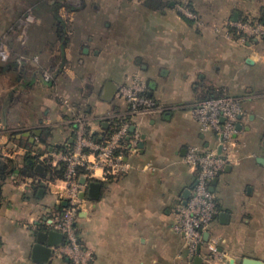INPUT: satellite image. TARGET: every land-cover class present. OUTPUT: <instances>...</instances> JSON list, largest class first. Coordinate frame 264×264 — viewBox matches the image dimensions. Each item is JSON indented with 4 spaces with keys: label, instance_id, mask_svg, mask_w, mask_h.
Segmentation results:
<instances>
[{
    "label": "crops",
    "instance_id": "0c3cea01",
    "mask_svg": "<svg viewBox=\"0 0 264 264\" xmlns=\"http://www.w3.org/2000/svg\"><path fill=\"white\" fill-rule=\"evenodd\" d=\"M86 1L35 2L36 14L15 20L16 61L0 60V264H70L56 252L61 243L46 263L32 259V246L61 208V154L72 148L80 118L98 140L129 124L116 149L128 170L89 180L83 191L76 228L90 264H192L197 254L201 264L264 262V40L225 35L232 6L247 9L246 0H205L212 19L201 24L166 0ZM0 4V47L8 55L7 5ZM135 79L160 111L131 114L124 98L107 96ZM221 95L241 100L243 145L213 185L218 213L207 241L216 240L218 253L209 257L204 243L190 256L184 235L173 229L196 178L183 156L190 145L216 144L190 109ZM91 181L100 183L96 197L88 196Z\"/></svg>",
    "mask_w": 264,
    "mask_h": 264
},
{
    "label": "built area",
    "instance_id": "2783aa9c",
    "mask_svg": "<svg viewBox=\"0 0 264 264\" xmlns=\"http://www.w3.org/2000/svg\"><path fill=\"white\" fill-rule=\"evenodd\" d=\"M231 29L225 35H235L236 40H264V17L259 19L244 18L231 23ZM1 59L7 55L0 51ZM116 94L126 100L131 114L160 111L156 102L144 93L142 84L137 79L128 85L120 86ZM191 117L203 132L212 131L216 144L212 148L202 149L195 145L187 147L183 162L196 170L195 182L188 198L178 205L175 232L182 233L186 239V248L190 256L197 253L198 246L206 243L208 256L218 253L216 240L204 241L203 234L218 213L212 181L228 164L236 162L235 154L242 143L237 140L240 128L237 125L245 119L241 100L233 95L205 97L190 109ZM129 124L122 123L108 138L95 139L85 132V122L77 120L72 148L61 154L64 163V189L58 200L61 208L56 217L47 224L51 230L63 235L62 243L56 252L66 256L70 264H90L92 253L80 241L76 221L82 210V198L89 180H105L109 175L128 170L130 164L122 153H117L121 140L128 134ZM138 138L131 139L130 148L137 150ZM80 171L81 174L79 173ZM82 173L85 181H81Z\"/></svg>",
    "mask_w": 264,
    "mask_h": 264
},
{
    "label": "rangeland",
    "instance_id": "374dc122",
    "mask_svg": "<svg viewBox=\"0 0 264 264\" xmlns=\"http://www.w3.org/2000/svg\"><path fill=\"white\" fill-rule=\"evenodd\" d=\"M110 2V3H141L143 0H87L86 2H90L93 4H98L99 2ZM207 1V0H206ZM233 1V0H231ZM238 1V0H236ZM242 0H240L241 2ZM7 5V23H8V32H7V50L8 55L6 57V63H12L16 61V57L14 52L12 50H18V47L16 48V36L19 30H16L15 26V20L19 19V16L23 13H33L36 14V8L33 4L35 2H38L36 4L37 6H41L42 0H5ZM63 3L79 7L84 0H62ZM166 3L172 2L174 6L176 7V11L178 14L181 15V17L185 19H192L201 24L203 21L205 22L208 19H212L210 16V7L208 5H205V0H166ZM247 4L245 5L247 9H244L243 7L240 8L238 3L236 2L235 5L232 6L230 12H229V21L230 24L233 22L232 14L236 13L240 19L244 18H251V19H259L264 17V0H246ZM1 5V4H0ZM38 8V7H37ZM240 8V9H239ZM250 10H249V9ZM127 12H125L126 14ZM130 13V12H129ZM232 13V14H231ZM27 15V14H26ZM29 16V15H28ZM131 17L130 14H126L125 17L127 18ZM221 16V15H220ZM0 51H3V49L0 47ZM12 51V52H11ZM4 52V51H3ZM7 54V53H6ZM10 54V55H9ZM0 60L1 57H0ZM221 264H228V262H219ZM235 264H240L239 261L235 262Z\"/></svg>",
    "mask_w": 264,
    "mask_h": 264
},
{
    "label": "water",
    "instance_id": "95a60500",
    "mask_svg": "<svg viewBox=\"0 0 264 264\" xmlns=\"http://www.w3.org/2000/svg\"><path fill=\"white\" fill-rule=\"evenodd\" d=\"M236 16L237 14H234V20H236ZM117 88H113V90L109 89L107 91V96L110 95L113 92H116ZM237 128H240V125H237ZM142 146V143H139V147ZM84 180V179H83ZM82 181V179H81ZM216 179H214L212 181V185L210 187L211 191H213V185L215 183ZM100 187V183L96 182V181H91L88 184V196L90 197H96L98 190ZM43 190L39 189L38 190V194H40ZM84 192L80 193V197L82 198L84 196ZM185 196H187L189 194V190L187 189L185 191ZM224 216V214H221V217ZM203 239L204 241H207L208 239V232H204L203 234ZM63 241V235L55 230H49L47 233L45 232H38L37 233V237H36V241L32 246V259L34 261H36L37 263H46L49 258L52 255V247L56 246L60 243H62ZM200 250V246H198L197 248V253H199ZM201 257L199 256V254H197L194 259L192 264H201L202 262ZM240 264H264V262L260 259H254V258H248V257H244Z\"/></svg>",
    "mask_w": 264,
    "mask_h": 264
},
{
    "label": "trees",
    "instance_id": "16d2710c",
    "mask_svg": "<svg viewBox=\"0 0 264 264\" xmlns=\"http://www.w3.org/2000/svg\"><path fill=\"white\" fill-rule=\"evenodd\" d=\"M56 18H58V17L56 16ZM58 21H60V20L58 19Z\"/></svg>",
    "mask_w": 264,
    "mask_h": 264
}]
</instances>
